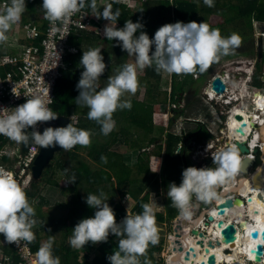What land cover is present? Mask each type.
I'll use <instances>...</instances> for the list:
<instances>
[{
    "label": "clouds",
    "instance_id": "9594fccd",
    "mask_svg": "<svg viewBox=\"0 0 264 264\" xmlns=\"http://www.w3.org/2000/svg\"><path fill=\"white\" fill-rule=\"evenodd\" d=\"M115 2H118V0H115ZM203 3L209 8L214 7V0H203ZM86 6L95 12L97 2L96 0H90V3L86 5V0H42L41 9L43 10L44 17H42V20H47L53 26L52 31H60L61 28L57 27L58 23L67 25L71 17L81 12ZM25 11V0H7L3 7H0V44L8 41L9 37L7 34L12 30L14 25L19 24ZM119 16L120 10L117 9L113 12L112 5L108 4L96 18L108 21L103 28V36L107 40L117 41L122 51L126 52L129 56L135 57V63L124 64L118 68L115 75L108 77L107 85L103 88H98L97 82L105 73L106 64L104 63L103 55H101L102 48H90L82 53L79 63L83 71L76 85L79 92V95L75 99L76 104L88 109L86 114L87 119L95 121L100 126L101 133L105 136L112 133L116 128L113 114L118 110H131V101L123 100L122 97L125 94L135 95L137 93L140 87L137 68L143 70L154 66L157 73L165 72L177 76L202 74L210 66L218 63L223 57L234 55L243 40L236 32L224 36L218 28H211L207 23H197L195 21L188 23L178 21L165 24L159 27L154 33L153 38L150 39L147 33L143 31L144 25L139 21L134 23L128 20L124 22L122 28L118 29L116 21H118ZM37 24L32 23L26 26H36ZM24 27L21 30L23 33V36L20 37L21 39L24 38ZM138 31L140 34L136 36L135 34ZM260 40L264 42V39ZM153 46L154 51H152ZM3 54H0V56ZM258 73H260L259 79L261 80L262 74L258 68L253 81ZM61 75L63 76V74ZM243 75L247 76L249 73L243 72ZM247 84L248 88L251 82L249 83L248 81ZM202 96L204 97L203 94ZM244 98L247 102H250L247 95ZM51 102L52 99L48 92L47 102L37 96L27 99L25 103L15 108H0V136L9 139L0 143V150L1 146L4 145L7 151L5 154L0 153V251H3V256H13L16 258L18 255L13 248L14 244L20 246L21 242H26L29 244L32 252L36 253V264H61V261L53 252L55 236H50L44 242L43 238L39 235V249L33 247V242L36 239V231L34 233L33 228L37 224L33 202L39 195L31 203L26 191L32 187L34 181H39L43 174L39 179H34L32 173L33 162L28 173L24 175L26 187L22 186L16 179L22 168L19 165H23L19 164L21 159H19L18 155L26 154L34 144L39 145V152L41 148L49 149L57 146L65 152L72 150L77 145L88 147L92 143L91 137L93 135L91 130L73 126L75 123L72 116L68 117L71 123L65 127H47L42 133L36 130L38 123H47L58 119V115L47 106ZM183 109L179 110L181 116L177 120L182 118L185 113L186 110L183 111ZM198 111L200 112L195 113L197 117L195 119L196 129L189 130L184 125L183 140H189L190 143L194 139L202 138V133L205 129V125L197 121L199 119L203 120L205 116L202 114L201 109ZM201 115L203 118H201ZM189 118L183 119L184 122L189 123ZM210 118L211 116L208 115L206 119ZM171 120L166 119L167 125H165L166 131L164 134L166 135L168 132L166 137L169 134L179 136L175 134L176 125L178 124L177 120L168 129ZM257 141L262 144L264 143L260 133L257 136ZM29 144H31L30 148L26 152H23L22 145L27 147ZM155 147V145H150L145 148H139V150L149 154ZM179 147L182 149L181 144L178 145ZM246 147L248 149L246 155L250 157V147L247 144ZM254 152L256 155L253 154L255 158L251 157L254 163L251 166L250 173L242 177L239 174L241 172L242 161L245 157L235 143L225 145L211 154L212 167L206 166L198 169L194 166H189L185 168L181 173L180 184L177 186L175 182H172L167 186V197L171 200L172 207L177 210V215L172 226L175 225L178 216L184 219H197L203 212H205L203 219L206 222L207 215H211L214 211L213 209H215L213 207L216 204L215 202L221 200V198L224 199L221 196L223 188L225 186L228 188L233 187L239 179L249 176L261 165L264 149L261 150L260 147H257ZM176 154H180V151L178 150ZM183 159L186 163L191 164L195 162L189 154L185 155ZM102 160L106 162V157H102ZM157 169L158 167L155 172ZM66 180L68 182L64 188H67L68 192V189L75 183V178L72 177L71 180L65 178ZM234 194L236 195V193ZM151 197L150 203H143L141 205V213L134 214L133 207L130 212H127L125 217L120 218L116 222L114 210L107 203L108 199L105 194L103 192L99 195L88 194L85 203L89 208L96 211L94 212V217L82 219L73 228L72 235L69 238L72 252L73 248L81 249L82 254L86 255L83 250L86 244L89 242L92 244L107 243L108 237L111 234L121 238L118 240L117 250L106 257L108 264H152L147 253L150 245L156 246L159 243L160 229L156 220V209L162 206L157 205L155 194H151ZM211 203L212 206H205V204ZM199 204H201L200 213L199 215H195L194 211ZM259 221V224L254 226L257 231L264 229V216L259 217ZM203 230L206 229L199 231ZM250 235L249 233V238ZM176 238L178 239V237ZM258 242L252 241V244L255 245ZM163 249L159 254L155 253V258L157 255H162ZM7 250H10V253H7ZM175 254L177 253H169L167 256L169 261L167 260L164 264H174L170 260Z\"/></svg>",
    "mask_w": 264,
    "mask_h": 264
},
{
    "label": "trees",
    "instance_id": "16d2710c",
    "mask_svg": "<svg viewBox=\"0 0 264 264\" xmlns=\"http://www.w3.org/2000/svg\"><path fill=\"white\" fill-rule=\"evenodd\" d=\"M1 1L4 0H0V2ZM165 1L166 0H146L145 3H141L135 6L134 14L132 11L130 12L120 10V16L118 21H116V26L123 27L124 22L128 20H131L134 23L139 21L144 25L143 31L146 32L151 39L153 38L156 30H158L159 27L163 26L164 22L171 23L172 16L174 17L175 22L179 21L188 23L190 21H195L197 23H201L203 21H206L207 17H218L219 15L225 16L227 13H238L239 17L237 18V22L242 24L243 28L240 29L237 33L240 36L243 35L244 37L245 35L250 34L253 31V25L255 23H264V0H214V7L211 8L207 7L202 0L203 8H201L202 10L200 11L197 5L192 2H188L185 0H173L172 3H169ZM41 5L42 2L31 1L28 5V8L32 10V13L24 15L21 18L19 24L14 25L12 30L7 35L14 36L16 38H18V36L21 37L22 27L32 24V20L34 19V17L35 19H37L39 17V13H43ZM151 6H153L155 10L153 14L149 15L148 13L150 12ZM112 11L115 12L116 9H112ZM199 12L202 13V16H200ZM31 15L33 16V19H31ZM132 16H134V18H132ZM28 20H30L29 23ZM103 21L105 22V20ZM47 25L48 22L46 20L42 21L43 29H46ZM216 28L219 27L217 26ZM139 34L140 32L138 31L135 35L138 36ZM85 35L86 34L80 33L74 35L69 40L70 46L75 47L77 50H79L80 55L77 57L67 56L65 59L68 70L65 73H62L63 76L59 80L56 87L55 100L50 106V109L54 111L58 115V117L66 116L70 118L74 114L73 110L76 106L75 99L79 95L76 85L80 79L81 72L83 71V68L79 63L82 53L94 47L100 39V37L97 35H86V37ZM243 41L246 42L247 40L243 39ZM250 43L251 46L248 50L246 49L245 52H238L237 54L249 56L251 53H253V51L255 50L254 42L251 41ZM3 44H0V52ZM108 51L110 52L109 55L112 58V61L105 69V73L97 82L98 88L105 87L107 85L108 77L116 74V70L118 68H120L124 64H127L128 55L126 52L122 51L117 41L113 42L110 45ZM152 51H154V49H152ZM1 53L3 54V52ZM215 66L216 63L209 67L207 72L208 75L209 71H212ZM259 66L258 68L260 72L261 66ZM8 69L9 67H7L5 70ZM3 71L4 70L0 68V73H2ZM162 73L163 72L157 73L154 66L151 68H145L143 73L137 71V75H144L142 76L143 84L153 83V85L155 86L153 87V91L151 90L148 92L147 102L149 104L130 100L132 104L131 110H118L113 114V119L116 121V124L118 126L121 125L122 122L119 117L121 115L124 117L123 121H126L130 125L144 131V135H142L143 137L138 138V140L134 139L135 142H133L132 140L129 142V137L127 135V133H129V125L119 128L120 131L118 132L117 130H114L112 133L105 136L101 133L100 126L97 125L95 121L88 120V123L84 125H73L72 123V125L77 128L91 130L93 135L91 137V145L88 147H83V154H80L78 152L79 148H81L82 146H75L72 150L68 151L69 163L65 162L60 157L55 164V168L57 169V171L54 170V172H52L50 176V178L53 179L55 177V174L57 173V178L58 175L59 177L63 176L68 180H71L72 177L75 178V183L68 189V192L70 193L69 202L67 204H60L61 206L67 208V215L64 218L58 219V222L52 221L49 223H45V225L49 229L59 228L62 231H65V234H63V240L67 241L62 243V241L58 242L55 239L53 243V252L55 253V256L60 258L61 264H108L106 257L111 255L113 251L117 250L118 240L121 237H115L114 235L110 234L107 243L92 244L91 242H89L84 246L83 250L86 255L83 257V259L85 261L80 262L79 258L73 254L72 247L69 244V238L72 235L73 228L82 219L94 217V212L96 211L95 209L89 208L85 203L88 194L99 195L101 192H103L105 196L108 194L109 201L107 203L114 210L116 222H118L120 218L125 217L127 214L125 207L121 204V202H119L118 199H124L125 197H132L133 199L135 198L136 203L133 208L134 214H139L142 212L141 205L143 203H149V201L144 199L142 195L150 187V184L152 183L151 178L147 179V183H149L147 184V188L145 184H142V182L140 184H136L135 179L132 178V176L134 173L136 175H141L145 171V176L143 177V179L147 178L148 174H146L147 169L145 168V166L148 165V163L149 166L151 165L150 157L148 156V160L146 162L143 160V157H145L147 153H141L140 150H135L136 152L134 153V165L136 167V172H134V169L132 168V166H130V163L133 160V156H128L126 158V161H124L125 157L123 155H117L116 153H112L110 150L112 146L119 147L122 144L126 143H128L131 148L139 147L140 149L155 144L159 136H157L156 138L155 136H151V134L156 130L152 112V103L157 102L161 95H163L161 94V92H157V90H159V84L162 80ZM197 74L202 76L201 73ZM208 75L205 74L203 76L205 78L208 77ZM194 76L195 75L177 76L173 74L172 77L174 78V80L179 78L180 81L172 86L173 97L170 99L171 101L174 102L177 95H179L180 93H185L187 86H192L195 83ZM253 86L260 89L261 91L264 90V85L260 82L258 75L254 79ZM163 102L166 103L167 99H165ZM199 108L200 107H197L195 110L197 111V113L200 112L198 111ZM183 111L187 113L186 108L183 109ZM77 113L79 114L78 110L76 114ZM83 114L84 113L76 116H78L80 119V117H83ZM160 131V137H162L165 133L164 129L160 128ZM120 134L121 136H119ZM208 136V132L204 129L202 137ZM234 136L237 139L241 138V135ZM178 145L179 139L169 134L166 139V151L164 153V185L166 187L169 183L175 182L178 186L181 182V173L183 171V168L185 167L186 162L182 158L181 153L176 154L175 150L178 149ZM159 149L161 150V146H159ZM160 154L161 153H158V155ZM102 157H106V162L102 160ZM51 164L52 163H50L49 166L46 167L44 171L45 174L49 168L53 170V167L51 168ZM154 176L155 175H153V178ZM113 179L115 180L116 187L114 188V190L107 191V183L112 182ZM37 183L38 181H34L32 187L26 191L31 203L33 199L36 198L39 194H44L43 190L39 189V185H37ZM53 184L54 186L49 185L51 187L47 188V193L50 192L52 194L53 191L59 190V187H55L58 186V184L56 182H54ZM49 196H40V202L43 204H50V199L52 198ZM116 197L119 198L117 199ZM167 206L169 211V219H175L177 210L172 207L170 199L167 202ZM156 220L158 226L160 227L161 223L164 222V215L160 213L156 214ZM35 236L36 239L33 242V247L35 249H39L40 238L36 233ZM162 249L163 243H161V241H159L158 245L156 246H149L147 256L152 261V264H155V260H153L155 258V253L159 254ZM7 253H10V250H7ZM93 254H95V257L92 263H89L87 258L91 257ZM153 256L154 258H152Z\"/></svg>",
    "mask_w": 264,
    "mask_h": 264
},
{
    "label": "built area",
    "instance_id": "2783aa9c",
    "mask_svg": "<svg viewBox=\"0 0 264 264\" xmlns=\"http://www.w3.org/2000/svg\"><path fill=\"white\" fill-rule=\"evenodd\" d=\"M31 1L42 2V0H25L26 7H28ZM5 2L7 1H1L0 7H3ZM96 2H98V4L95 12H93L90 7L86 6L81 12L73 15L67 25L58 23L57 27L61 28L60 31H52L53 26L47 20L48 25L45 30H43L41 23H38L36 26H25L23 28L24 38L15 43L17 47L16 50L0 56V68L4 70L0 73V108H15L25 103L27 99H32L37 96L47 102L48 92L52 99V102L47 104L50 108L55 100L56 87L59 80L62 78L61 74L68 70V66H66L65 63L66 57H75L80 54L79 50L70 46L69 40L71 37L80 33L101 36V22L103 19H97L96 16L101 13L108 4L112 5V9L131 12L133 6L145 3L146 0H118V2H115V0H96ZM88 3H90V0H86V5ZM262 35L264 34L259 36L260 39H262ZM7 67H9V69L5 70ZM257 71L258 65L256 62L238 61L230 66H226L220 70L215 77L207 81L203 94V102L209 107V116H211V118L206 119L207 117H205L203 120L199 119L197 121L205 125V130L208 132L209 136L194 139L190 143L191 147L189 145L186 146L191 159L196 160L198 158L200 161H205L209 158V160H211V154L219 148L233 143L237 144V142H245L250 147V157L255 158L256 154L254 150L257 149V147L263 150L262 145L264 144L257 141V136L264 124V112L258 113L257 115L254 114L261 109H257L254 105L258 99L255 97V93L260 89L254 86L252 87L254 82L253 77L256 75ZM243 72H248L249 75L244 76ZM263 77L264 67L262 68V77L260 80L262 84H264ZM217 78L221 79L225 86L224 94H217L212 89V83ZM248 81L249 83L251 82V84L247 88L246 85H248ZM245 94L247 98L250 99V102L243 99L246 96ZM166 107L168 109L166 119L171 120L175 112L179 111L182 106L170 100V103ZM238 109L249 111L250 114L248 117V127H246L245 124L239 125L238 127L242 129V131L245 129L243 134L237 132L241 135V139H237L234 136L235 131L230 127L231 122L235 118L237 119L236 111ZM252 115H254V117ZM179 121H183V118H180L176 122L179 123ZM237 122L241 124L243 120L237 119ZM45 123L46 122L38 123L36 130L40 132L41 127ZM180 125L181 127L179 129L183 133L185 130L184 123ZM247 128L249 132L246 131ZM8 140V138L0 136V143ZM5 148L6 146L2 145L0 153L5 154L7 152ZM183 148L182 145V149ZM182 149H180V147L178 148L179 151ZM38 152L39 145L34 144L26 154L18 155L19 159H21L19 164L23 165H19L22 166V168L16 176V179L24 187H26L24 175L28 173ZM227 188L228 187L225 186L223 191ZM223 191H221V194ZM234 195L235 194L232 192L226 195L224 199L226 197L233 198ZM13 248L18 256L16 258L13 256H3V251L1 250L0 264H36V253L32 252L29 244L21 242L20 246L14 244Z\"/></svg>",
    "mask_w": 264,
    "mask_h": 264
},
{
    "label": "rangeland",
    "instance_id": "374dc122",
    "mask_svg": "<svg viewBox=\"0 0 264 264\" xmlns=\"http://www.w3.org/2000/svg\"><path fill=\"white\" fill-rule=\"evenodd\" d=\"M185 1L195 3L197 5L199 11L202 10L201 8H203L202 7V0H185ZM165 2L172 3L173 0H166ZM27 10L28 9L26 8V11ZM131 10H132V12L134 14L135 6H133L131 8ZM154 10H155L154 7L151 6L150 7V12L148 14L149 15L153 14ZM201 14L202 13H200V16H202ZM24 15H25V13L22 15V17ZM134 16H132V18H134ZM238 17H239L238 13H230V14L227 13L225 16L219 15L218 17L217 16L207 17V20L203 21V22L209 24L211 28H216L218 26L219 27L218 29L221 31V34L224 35V36H228V35H230L233 32L237 33L240 29L243 28V25L240 24L239 22H237V18ZM31 19H33L32 15H31ZM103 20H102L101 24L102 25H106L108 23V21L105 20V23H103ZM29 22H30V20H28V23ZM171 23H175V20H174L173 16H172ZM165 24H170V23L169 22H164L163 25H165ZM116 27L118 29L122 28V27H119V26H116ZM261 34H264V26L263 25H258V24L255 23L253 25V31L250 34L245 35V37L243 35H241V37L244 40H247V41L244 42L242 40V44L236 50V54H234L232 56L223 57L218 63H216L215 68L212 71L211 70L209 71V74H212V73H215V72L218 73L220 70H222L226 66H230L231 64L236 63L238 61H242V62H248V61L256 62L258 66L259 65L261 66V67L260 66L259 67L261 68V74H262V68L264 67V57L262 59H260L259 56H258V52H257V50H258V42H259V39H260L259 36ZM22 36H23V33H21V37ZM8 37H9L8 41L6 43H4L2 45V47H1V52L5 53V54H8V53H11V52L15 51L16 48H17L15 46V43L17 41L21 40V38L19 36H18V38L14 37V36H8ZM103 39L105 40V42H101L100 41L98 46H97V47L102 48L101 49V53H103L104 50L106 51V49L109 50L108 46L110 44H112V42L115 41V40H112V41L107 40L105 37ZM262 39H264V35H263ZM251 41L254 42V49L255 50L253 51V53H251L252 52L251 51L250 52L251 54L249 56L238 55L237 54L238 52H245L246 49L247 50L249 49V47L251 46V43H250ZM263 44H264V42H263ZM152 49H154V46H153ZM1 52H0V54H2ZM103 57H104V63H107L106 59H108V56L107 55L106 56L103 55ZM128 57H129V55H128ZM130 57H131V60H127V64H134L135 63V57L134 56H130ZM137 71H140L141 73H143L144 69L140 70L139 68H137ZM162 75H163L162 76V80H161V82L159 84V88H158L159 90H157V92H161V94H163V95H161V97L158 99L157 102H153L152 103V108H153L152 112H153V118H154V124H155L156 130H155L154 133L151 134V136L152 137L155 136V138L157 136L160 137V133H159V132H161L160 128L164 129V132L166 131V126L165 125H167L166 117H167V110H168L166 106L170 103V99L173 97V94H172L173 90L171 88H172V86L175 83L180 81L179 78L174 80V78L172 77L173 74H167V73L163 72ZM196 75H199V74H196ZM142 76H144V75L143 74H141V75L138 74L140 87L138 88L137 93L135 95L125 94V96L122 97L123 100H135L136 102L149 104L147 102L148 92L151 91V90L153 91L154 90L153 87H155V86L153 85V83H145V84H143L142 83V78H143ZM258 76H260V73H258ZM205 85H206V80H200V81L197 82V85L193 84L192 86H187L186 90L190 89V94H191L192 91L195 92V99H193V101H195V102L193 104V107L195 108V110H196L197 107H200L199 109L202 110V114L205 117H208V115L210 114V109H209L208 106H206L202 102V99H203L202 88H204ZM252 87H253V85H252ZM249 89H251V88H249ZM144 96H146V98H144ZM165 99H167L166 103L163 102ZM186 109H187V113L186 114L184 113L183 116H182V118L184 120L187 117L197 118L195 115L192 114L190 106H188ZM77 110H78L79 114L78 113L76 114ZM87 111H88V109L86 107L79 106V105L76 104V106H75V108L73 110L74 114L72 115V119H73L74 123L78 124V125H84V124L88 123L89 119H87V116H86ZM196 112L197 111H195V113ZM82 113H84L83 117H80V119H79V117L76 116V115H81ZM119 117L122 120V122H121V125H119V126L116 124L115 130H117V132L120 131L119 128L126 127V126L129 125L128 126L129 133H127L128 137H129V142L131 140L133 142H135L134 139L138 140V138H142L143 137L142 135H144V131L142 129H139V128L135 127V126H132L129 123H127L126 121H123V118H124L123 116L120 115ZM201 118H203V116ZM184 120L183 121H179V123L176 125L177 129L175 131V134L179 135V136H175V137H177L178 139H179V137L183 138L182 131L179 129L181 127L180 124L184 123L186 128L189 129V130L193 129V128L196 129V125H195L194 122H192V119H190V122L188 124H186L187 122L186 121L184 122ZM121 133H123V132H121ZM236 133L237 132H234V135ZM119 136H121V134ZM159 137L157 138V141L154 144L156 146L155 149L150 148V149H153V150H151V154L150 155L146 154V156L143 157V160L147 162L148 156H149L150 157V161H151V165L150 166H149V163H148V165L145 166V168L147 169V173L146 174H148L147 178L143 179V177L145 176V171L141 175H136L134 173L132 178L135 179L136 184H138V183L140 184L142 182V184H145V186L147 188H148L147 184H149V183H147V179L151 178L152 183L150 184V187L148 188V190L145 193H143L142 197L144 199H146L147 201H149V203H150L151 199H152L151 194H155V200H156L157 205L158 206H162V207H158L156 209V214L160 213V214L164 215V222L161 223L160 227L158 226L159 229H160V233H159L160 239H159V241H161V243H163V248L164 249H163L162 255L161 254L157 255L156 258H154V256H153L152 258H154L153 260H155V264H164V262H166L168 260L167 259L168 254L169 253H175V251L173 250V247H171V246L175 245V241L174 240H175L176 237H175V235L173 237V234H174L173 230H175L176 227H175V225L172 226L175 219H169V215H168L169 211H168V206H167V202H168L169 198L167 197V187L164 185V161H165L164 153L166 151V139H167V137H166L165 134L162 137H160V138ZM146 142H147V139H146ZM180 143L184 147L180 151V153L182 155V158H183L185 155H188L186 146L187 145L190 146V141L189 140H182L181 141L179 139V144ZM159 146H161V150L159 149ZM135 150L138 151L139 147L131 148L129 146V144L126 143V144H122L119 147L112 146L110 151L112 153H116L117 155H123L125 157V159L128 156H133V160L130 163V166H132V168L134 169V172H136V167L134 165V160H135L134 153H135ZM177 151L178 150H176V153H177ZM78 152L80 154H83L84 153L83 147L79 148ZM141 152L144 153L142 150H141ZM158 153H161V154L158 155ZM62 154H63V152L55 155V159L52 161V164H51V168L53 167L52 168L53 170H51L49 168L48 171H47L48 173L47 172H46V174L44 173L42 178L38 181L37 185H39L38 187H39L40 190H43L44 194L43 195L39 194V197L36 198L34 200V202H33V207L35 208V212H36L35 219L37 220V224L33 228V231L34 232L36 231V233L43 238L44 242L47 241L50 236H55V239L58 242L59 241H62V243L66 242L65 240H63V237H62V235L65 234V231H62L59 228H57V229H55V228L49 229L45 225V223H49V222H52V221H57L58 222V219L64 218L67 215V213H68L67 212V208L60 205L61 203L62 204H65V203L67 204L68 203L70 195H69V192H67V188L66 189L64 188V187H66L68 181L67 180L65 181V178L63 176L59 177V175H58V178H57V173L55 174V177L53 179L50 178L51 173L54 172V170L57 171V169L55 168V164H56V161L60 157L62 159ZM151 155H153L156 158L155 159L152 158ZM152 160L156 161L155 164H154V162H152ZM158 162H159V164H158ZM261 163H263V165H264V160L263 159H262ZM189 166H194V167L199 169L201 167H206V166L207 167H212L213 165H212V161L211 160H209L208 162H205V161H200L197 158L195 160V162H192L191 164L190 163H187V164L185 163V167L183 168V170L185 168L189 167ZM150 167H152V168H150ZM157 167H158V169L155 172ZM148 168H150V169H148ZM153 175L156 176V179H155V176L153 178ZM54 182H56L59 185V186H55V187H59V190L53 191L52 194L50 192L47 193L46 192V191H48L47 188L51 187L49 185L54 186V184H53ZM61 184H63V185L61 186ZM107 187H108L107 191L114 190V188L116 187L115 186V180L113 179L112 182L107 183ZM40 196H44V197L49 196V197H51L52 198V199H50L51 203L50 204L41 203L40 202ZM108 196L109 195L107 194L106 195L107 199H108ZM116 198L118 199L119 197H116ZM118 200L125 207L127 212L128 211L130 212L132 210V208L134 207L135 203H136V199L135 198L133 199L132 197H127L125 199L121 198V199H118ZM108 201H109V199H108ZM58 205H60V206H58ZM205 206H207V207L208 206H212V203L211 204H207V205L205 204ZM242 218L243 219L245 218L246 220H250L249 218H246V217H242ZM171 238H172V241H174V243H172L170 241ZM168 239H169V241L172 244L168 243ZM177 240H179V239H177ZM80 252H81V249H74L73 248V254L76 257L80 258L81 262H83V259H81L82 254H80ZM247 264H251V263H247Z\"/></svg>",
    "mask_w": 264,
    "mask_h": 264
},
{
    "label": "bare ground",
    "instance_id": "6f19581e",
    "mask_svg": "<svg viewBox=\"0 0 264 264\" xmlns=\"http://www.w3.org/2000/svg\"><path fill=\"white\" fill-rule=\"evenodd\" d=\"M263 37V35H262ZM262 92L258 90L255 93V97L258 98L256 100V103L254 105L258 108H261L259 111L254 113L257 115L258 113L264 112V95H261ZM245 100V98H243ZM237 116H241V120H243V123L240 124V122H237V119L235 118L231 124L230 127L235 132H239V125L245 124L246 127H248V117H249V111L246 110H240L238 109L236 111ZM254 117V115H252ZM241 127V126H240ZM237 130V131H236ZM245 129H243L244 131ZM247 132H249L248 128L246 129ZM236 133L235 135H239ZM233 134V133H232ZM260 136L264 142V124L260 129ZM246 137V135H245ZM244 137V138H245ZM241 139V138H239ZM264 144V143H263ZM264 149V146H263ZM262 159L264 160V152ZM206 162L209 161V159L205 160ZM238 183L230 188L225 189L221 196L225 197L226 195L231 194L232 192L238 193V196H241L242 198H248L250 194H254L255 196L252 198L251 202H243V205L241 207H235V211L237 212V215L234 216L232 214V210H227L226 214L227 216L223 218L222 216H219L216 209H213L212 212L215 217V221L211 223V225L208 227V230L210 232V237H213L215 241L221 240V244L216 245L215 249H210V253L215 254L217 257V263L216 264H245L244 260L248 258V262L252 261L254 263V254L250 252V250L255 247V245L252 244L251 238H249V233L251 231L255 230L256 225L259 224V217L264 216V201H260V198L257 197V193H261L262 197L264 198V165L261 163L260 166H258V169L256 168L249 176L243 177L242 179H239L237 181ZM221 200L216 201V204H219ZM248 205V207H246ZM246 207V208H245ZM205 212H203L197 219L191 218L187 219L190 221L191 225L184 228L185 235H190V238L192 240L189 241L187 237H185V246L186 251L193 246L196 252V256H192L190 254V258L186 261L184 260V257L181 253H177L174 255V259H171V262L174 264H200L201 262H206L208 259V255H205V250L202 249L197 241L200 239L199 236H194L191 231L193 229H197L198 231L201 229H206V224L203 219V215ZM241 213L243 215H241ZM242 217L249 218L250 220L244 221ZM183 219V218H182ZM220 219H224L226 222V225L229 223L235 224L237 227V238L236 243L234 245L226 244L222 237H221V229L217 228V222ZM246 225V226H245ZM243 231H241V230ZM260 232L262 231L259 230ZM199 237V238H198ZM197 241H196V240ZM176 244V243H175ZM228 250V251H227ZM199 252V253H198ZM184 253V252H183ZM173 257V256H172ZM246 263V264H247ZM264 264V262L262 263Z\"/></svg>",
    "mask_w": 264,
    "mask_h": 264
},
{
    "label": "water",
    "instance_id": "95a60500",
    "mask_svg": "<svg viewBox=\"0 0 264 264\" xmlns=\"http://www.w3.org/2000/svg\"><path fill=\"white\" fill-rule=\"evenodd\" d=\"M258 56L260 59L263 58L264 56V49H263V42L260 40L258 43ZM205 73V72H204ZM203 73V74H204ZM212 89L217 93V94H224L225 92V86L222 83L221 79L217 78L215 79V81L212 83ZM181 116V112L177 111L175 116L173 117V119L170 121L169 127L168 129H170L174 122ZM237 119H241V116H237ZM69 123H71L70 119L66 116H59L57 120L55 121H49L47 123H45L42 127H41V133L43 132V130L47 127H52V128H56V127H65L67 126ZM240 133H244L242 131V129H239ZM166 135H168V132L166 133ZM31 144H29V146L25 147L24 145H22V150L23 152H26L29 148H30ZM237 146L239 147L240 151L242 154H244L245 159L242 161V165H241V172L239 174L240 177L247 175L250 173V169L251 166L254 163V160L251 157H248L246 154L248 153V149L246 147V144L244 142H237ZM62 154V160H64L65 162H69V153L68 151L65 152L63 149L59 148L58 146L55 148H49V149H44L41 148L40 152L37 156V158L34 161V165L32 168V173H33V177L35 180L39 179L44 170L46 169L47 166H49V164L52 162V160L55 158V155L58 153ZM261 193H257V197L260 198V201H264V198L262 197V195H260ZM254 194H250V196L248 198H242L241 196H238V194L234 195L233 198L231 197H226L225 199H222V201L219 204H215L213 207H215V209L217 210V213L219 216H222L223 218H225L227 216L226 211L228 210H232V214L234 216L237 215V212L235 211V207H241L243 205V202H251L252 198L254 197ZM200 206L201 204L198 205V207L195 209L194 213L195 215H199L200 213ZM246 207H248V205H246ZM245 207V208H246ZM214 214L212 213L211 215H207V221L205 222L206 224V230L203 231H198L197 229H193L191 231V233L194 236H199L200 239L197 241L198 245L205 250L204 254L208 255V259L206 262H201L200 264H216L217 263V257L215 254H211L210 253V249H215L216 245L221 244V240L215 241L213 239V237H210V232L208 230V227L211 225V223L213 221H215V217L213 216ZM241 215H243L241 213ZM191 223L190 221H188L187 219H181L179 216L177 217L176 221H175V227H176V237H178L179 240L175 241L176 245H173V250L176 253H181L183 252L185 249V244H183L181 242L180 239L183 238V232H184V228L187 226H190ZM217 228L221 229V237L223 239V241L226 244L229 245H234L236 243V238H237V227L235 226V224L229 223L226 225V222L224 219H220L217 222ZM250 238L253 241H259L255 247H253L250 252L254 254V263L252 261H250L251 264H262L264 262V229H262V231H251L250 232ZM228 251V250H227ZM190 254H192V256H196V252L195 249L193 247H190L186 252H185V257L184 260H188L190 258ZM173 257H171V259H173ZM174 260V259H173Z\"/></svg>",
    "mask_w": 264,
    "mask_h": 264
},
{
    "label": "flooded vegetation",
    "instance_id": "af4514ba",
    "mask_svg": "<svg viewBox=\"0 0 264 264\" xmlns=\"http://www.w3.org/2000/svg\"><path fill=\"white\" fill-rule=\"evenodd\" d=\"M264 57V56H263ZM208 70L203 74L202 73V76L201 75H195L194 76V81H195V83L194 84H196L197 85V82L198 81H200V80H206V82L209 80V79H211L212 77H215V75H217L218 73L217 72H215V73H212V74H209L208 75ZM208 75V77H205L204 78V76L203 75ZM196 77V78H195ZM172 89V88H171ZM189 91V92H188ZM262 92V94H264V90H262L261 91ZM202 94H204V88H202ZM193 99H195V92H191V94H190V89L189 90H186L185 91V93H180L179 95H177L176 96V102L177 103H179V105L180 106H182L181 108H184L185 109V107L187 108L188 106H190V109H191V112H192V114L193 115H195V108L193 107V104H194V102L195 101H193ZM187 105V106H186ZM189 119H192V121H194V123H195V119L196 118H189ZM188 124V123H187ZM242 138V137H241ZM179 139L182 141L183 140V138L182 137H179ZM238 183V182H237ZM237 183H235V185L237 184ZM264 184V183H263ZM234 185V186H235ZM263 187H264V185H263ZM236 194H238V193H236ZM193 247V246H192ZM185 250L181 253L183 256H185V252H186V246H185V248H184ZM174 259V258H173ZM175 260V259H174Z\"/></svg>",
    "mask_w": 264,
    "mask_h": 264
},
{
    "label": "crops",
    "instance_id": "0c3cea01",
    "mask_svg": "<svg viewBox=\"0 0 264 264\" xmlns=\"http://www.w3.org/2000/svg\"><path fill=\"white\" fill-rule=\"evenodd\" d=\"M26 8H27L28 10L25 11V14H26V13H32V10H31V9H29L28 7H26ZM37 14H38V13H37ZM42 17H43V13H39V17H38V18L36 17L37 19H35V17H34V19L32 20V23H41V22L43 21V20H42ZM103 23H105V22L103 21ZM104 26H105V25H102V27H101V28H102V29H101L102 31H103ZM102 31H101V33H102V34H101V37L99 36V37H100L99 41H98V42L96 43V45H95L94 47H92V48L97 47L100 41H101V42H105V40L103 39L104 36H103V32H102ZM91 35H94V34H91ZM87 36H89V35H87ZM85 37H86V35H85ZM114 42H115V41H114ZM112 43H113V42H112ZM110 45H111V44H110ZM110 45L108 46L109 48H110ZM109 54H110V52L108 51V49H106V51L104 50L103 53H101V55H105V56L107 55V56H108V59H106V62H107V63H105V64H106V68H107V66L110 64V62L112 61V58L110 57ZM127 60H131V57L129 56ZM144 98H146V96H144ZM135 152H136V151H135ZM150 154H151V153H149L148 155H150ZM145 156H146V155H145ZM151 157L154 158V159L156 158V157H154L153 155H151ZM124 161H126V159H124ZM152 162H154V164H155L156 161H153V160H152ZM68 163H69V162H68ZM150 168H152V167H150ZM244 221H246L245 218H244ZM245 226H246V225H245ZM187 227H188V226H187ZM240 230H241V229H240ZM173 231H174V234H173V237H174V235L176 234V230H173ZM241 231H242V230H241ZM242 232H243V231H242ZM173 237H172V238H173ZM185 237H187V238L189 239V241L192 240V239L190 238V235H189V234H188V235H185V233L183 232V238L181 239V240H182L181 242H182L183 244H185ZM172 238H171L170 241H171L172 243H174V241H176L177 239L175 238V240L172 241ZM198 238H199V237H198ZM195 240H196V239H195ZM197 240H198V239H197ZM197 240H196V241H197ZM170 241H169V244L171 243ZM172 243H171V244H172ZM175 245H176V244H175ZM198 253H199V252H198ZM80 254H82V252H80ZM82 255H83V254H82ZM84 256H85V255L81 256V259H83ZM94 257H95V254H93L91 257H88V258H87L88 262H89V263H92ZM183 257H185V256H183ZM79 261L81 262L80 258H79ZM83 261H85V260L83 259ZM244 262H245V264H246V263L248 262V258H247L246 260H244Z\"/></svg>",
    "mask_w": 264,
    "mask_h": 264
}]
</instances>
